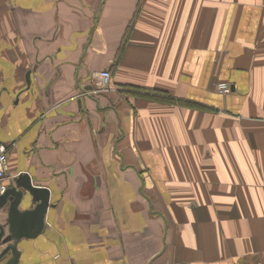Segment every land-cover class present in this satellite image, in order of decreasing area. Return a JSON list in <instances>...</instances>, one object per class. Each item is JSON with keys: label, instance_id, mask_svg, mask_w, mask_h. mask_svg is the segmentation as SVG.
I'll use <instances>...</instances> for the list:
<instances>
[{"label": "crops", "instance_id": "1", "mask_svg": "<svg viewBox=\"0 0 264 264\" xmlns=\"http://www.w3.org/2000/svg\"><path fill=\"white\" fill-rule=\"evenodd\" d=\"M0 144L18 264H264V0H0Z\"/></svg>", "mask_w": 264, "mask_h": 264}, {"label": "water", "instance_id": "2", "mask_svg": "<svg viewBox=\"0 0 264 264\" xmlns=\"http://www.w3.org/2000/svg\"><path fill=\"white\" fill-rule=\"evenodd\" d=\"M12 182L13 186L0 195V261L5 264H18V245L44 232L45 216L52 207L49 190L33 185L27 173L19 174ZM26 202L30 207L21 210Z\"/></svg>", "mask_w": 264, "mask_h": 264}, {"label": "built area", "instance_id": "3", "mask_svg": "<svg viewBox=\"0 0 264 264\" xmlns=\"http://www.w3.org/2000/svg\"><path fill=\"white\" fill-rule=\"evenodd\" d=\"M99 80L98 90L100 92H106L111 86V74L108 70H103L97 74ZM219 92L222 94L230 92V86L223 84L218 85ZM8 172V158H7V146L0 144V195L5 190V180Z\"/></svg>", "mask_w": 264, "mask_h": 264}, {"label": "trees", "instance_id": "4", "mask_svg": "<svg viewBox=\"0 0 264 264\" xmlns=\"http://www.w3.org/2000/svg\"><path fill=\"white\" fill-rule=\"evenodd\" d=\"M136 14H137V12H136ZM134 21H135V17L133 18V20L128 25V28L126 30V34L124 36V43H125L128 35H129L131 29L133 28ZM124 43L122 44L121 47H123ZM118 58H119V56L116 58V60H118ZM135 92L140 97L149 98V99L154 100V101H160V102H164L166 104H173V105L186 107V108L200 109V106L198 104H195L191 101H185L182 99L173 98V97L169 96L165 91H164V94L160 93V92H158V93L153 92L152 93V92H147V91H143V90H136Z\"/></svg>", "mask_w": 264, "mask_h": 264}]
</instances>
